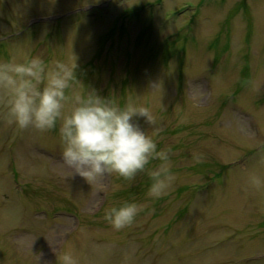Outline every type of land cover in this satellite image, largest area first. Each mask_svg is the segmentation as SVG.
Masks as SVG:
<instances>
[{
	"label": "rangeland",
	"instance_id": "374dc122",
	"mask_svg": "<svg viewBox=\"0 0 264 264\" xmlns=\"http://www.w3.org/2000/svg\"><path fill=\"white\" fill-rule=\"evenodd\" d=\"M37 54L148 107L174 179L158 199L146 172L90 184L58 127L0 116V264H264V0H0V59ZM126 201L142 210L116 230Z\"/></svg>",
	"mask_w": 264,
	"mask_h": 264
},
{
	"label": "clouds",
	"instance_id": "9594fccd",
	"mask_svg": "<svg viewBox=\"0 0 264 264\" xmlns=\"http://www.w3.org/2000/svg\"><path fill=\"white\" fill-rule=\"evenodd\" d=\"M77 67V62L62 59L49 64L38 54L0 59V116L21 130L58 127L64 163L90 184L106 174L131 179L146 172L151 179L147 195H165L174 174L168 166L170 150L160 148L154 138L162 131L154 114L131 100L121 105L95 89L75 91ZM152 161L160 163L148 167ZM141 210L137 202L126 201L107 209L105 219L121 230L132 225ZM60 259L62 264H76L70 254Z\"/></svg>",
	"mask_w": 264,
	"mask_h": 264
}]
</instances>
